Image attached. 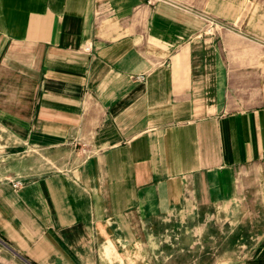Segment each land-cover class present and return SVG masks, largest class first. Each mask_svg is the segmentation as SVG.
<instances>
[{
  "label": "crops",
  "instance_id": "crops-1",
  "mask_svg": "<svg viewBox=\"0 0 264 264\" xmlns=\"http://www.w3.org/2000/svg\"><path fill=\"white\" fill-rule=\"evenodd\" d=\"M259 7L0 0V264H264Z\"/></svg>",
  "mask_w": 264,
  "mask_h": 264
},
{
  "label": "rangeland",
  "instance_id": "rangeland-1",
  "mask_svg": "<svg viewBox=\"0 0 264 264\" xmlns=\"http://www.w3.org/2000/svg\"><path fill=\"white\" fill-rule=\"evenodd\" d=\"M150 5L157 4L160 2H166L169 4L176 5L182 9L191 10L194 14H196L199 19L203 22V28L201 32L198 34V38L202 37H214L219 36L223 30H227L224 23L212 18L207 13L203 11V2L204 0H149ZM256 3L260 4L261 7L258 8L257 13L264 14V0H256ZM256 6L253 4L251 5V8H255ZM250 8V5L248 6V9ZM80 140V139H79ZM74 140L70 144V147L73 151L80 154V157L84 158L85 156L89 155V150L86 148V145L84 141L82 140ZM34 158H32L33 160ZM34 162V161H33ZM36 163L43 168H47L45 171L48 172H62L61 168L51 166V164H46L45 160L42 158H38V161L36 160ZM9 167H6L7 173H9ZM65 172V171H63ZM15 183H19L17 187L13 188L17 189L22 182L16 181ZM221 227V226H220ZM205 233L206 231H202ZM210 236L212 237L211 240H208V258L206 260V256L203 253V248H198L199 253L198 255L202 258V261L200 264H211L212 261H210V257L214 260V264L218 260V263L221 264L226 260V258H233L236 257L237 254V247L235 246H228L226 241L230 240L231 231L229 230H221L219 227L218 229L209 230ZM172 234V233H171ZM171 234L167 233V237L171 238ZM204 237V234L201 236ZM170 246L165 247L166 253L169 252ZM202 251V252H201ZM210 253V254H209ZM16 257H19V255L15 254ZM223 260V261H222ZM18 264H30L28 261L20 257L18 259ZM207 261V262H206ZM169 263V262H168ZM167 263V264H168Z\"/></svg>",
  "mask_w": 264,
  "mask_h": 264
},
{
  "label": "built area",
  "instance_id": "built-area-1",
  "mask_svg": "<svg viewBox=\"0 0 264 264\" xmlns=\"http://www.w3.org/2000/svg\"><path fill=\"white\" fill-rule=\"evenodd\" d=\"M18 184H19V183H15V184H13V186L16 188Z\"/></svg>",
  "mask_w": 264,
  "mask_h": 264
}]
</instances>
